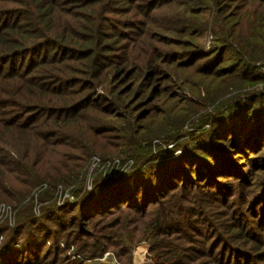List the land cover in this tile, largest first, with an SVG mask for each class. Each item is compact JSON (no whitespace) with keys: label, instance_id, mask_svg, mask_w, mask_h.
I'll list each match as a JSON object with an SVG mask.
<instances>
[{"label":"trees","instance_id":"obj_1","mask_svg":"<svg viewBox=\"0 0 264 264\" xmlns=\"http://www.w3.org/2000/svg\"><path fill=\"white\" fill-rule=\"evenodd\" d=\"M1 202L0 264H264V0H0Z\"/></svg>","mask_w":264,"mask_h":264},{"label":"rangeland","instance_id":"obj_2","mask_svg":"<svg viewBox=\"0 0 264 264\" xmlns=\"http://www.w3.org/2000/svg\"><path fill=\"white\" fill-rule=\"evenodd\" d=\"M211 39H212V35L209 33L207 35L206 39L204 40L205 43H206V45H205L206 46V50H207V48L209 47V45L211 43ZM262 87H261V89H262ZM243 93H244L243 91L233 90V91H231L229 93V95H236V94H243ZM185 94L186 95H190V93H189L187 88H185ZM208 127L209 126H207V128ZM235 129L239 130L238 126L235 127ZM193 130L194 129H189L188 131L192 132ZM185 134H188V133H185ZM180 143L182 145L183 144V140ZM167 148L168 149H173L174 145L170 144V145L167 146ZM180 148L176 149L175 155H178V156L181 155V153L183 151H181L182 148L181 149ZM115 155L116 154L105 155L103 152L96 153V154L92 155V157L90 158V160L88 161L87 165L85 166V168L83 170V176L81 178V181H82L81 182V186L73 185L71 187H64L63 185H60L58 187V189L56 190V193L54 194L55 202L58 204L60 197L62 196V198H63L64 195L66 194V192H68L70 197L73 196L72 197L73 200L71 202L78 201V199L85 192H88V191H90L93 188V185H94V182H95L96 178H98L100 176L102 178H105L106 176H110L109 177L110 179H117L119 177L127 176L130 173V171H131V169L133 167V163L127 162L121 156H115ZM105 156H106L107 159L104 158ZM208 157L210 159L214 160V155L212 153H209ZM189 166H191V165H189ZM181 168H183V167H178L177 166V167H172L171 169L167 168V169H165L164 172L168 174L169 172L176 171L177 173L180 174ZM194 170H196V169H194ZM152 172H155V170H152ZM244 173H245V171H244ZM109 178H105V179H109ZM148 180H149V178L147 177L146 179H144V182L146 183ZM47 187H48L47 184L39 185V187L35 188L32 191V193L30 194V197L27 199V201L28 200L29 201L30 200L34 201V204H35L34 210H35L36 214H40V212H41L40 204L37 201L39 200V197L42 195V192L43 191H44V193L46 192L45 190L47 189ZM89 187H91V189H89ZM260 212H262V214L264 212V209L262 208V206H261L260 210L258 211V213H260ZM16 220H17V211L13 208V205L7 204L5 202H1L0 203V223L5 222V223H9V224H13L14 225ZM249 228H251V225L249 226ZM0 239L2 240V236L1 235H0ZM109 253L113 254L112 252H109ZM89 264H119V263L117 262V260L115 258V255L113 254V257L109 256V257H107L104 260H101V259L100 260H95L94 262H91Z\"/></svg>","mask_w":264,"mask_h":264},{"label":"built area","instance_id":"obj_3","mask_svg":"<svg viewBox=\"0 0 264 264\" xmlns=\"http://www.w3.org/2000/svg\"><path fill=\"white\" fill-rule=\"evenodd\" d=\"M109 177L110 176H106L105 178H109ZM89 189H91V187H89ZM72 197L73 196L70 197V195L68 194V192H66V194L64 195L63 198H62V196L60 197L59 202H58V205L59 206H63L67 202H71L73 200ZM47 244L52 245L51 242H47ZM60 245L62 247H64V248H67L68 249V255L69 256H72L73 259L80 258V256L74 254V247H70L69 248L68 246L64 245L63 242H60ZM142 245H144V247L146 248V252L145 253L144 252H141V251H138V249ZM109 256L113 257V254L107 253L101 260H104V259H106ZM87 262L88 263H91L93 261H87ZM151 263H152V255L150 253V243L147 242V241H143L138 246H136L135 249H134V253H133V264H151Z\"/></svg>","mask_w":264,"mask_h":264},{"label":"bare ground","instance_id":"obj_4","mask_svg":"<svg viewBox=\"0 0 264 264\" xmlns=\"http://www.w3.org/2000/svg\"><path fill=\"white\" fill-rule=\"evenodd\" d=\"M138 251H141V252H146V248L144 247V245H142L139 249H138Z\"/></svg>","mask_w":264,"mask_h":264},{"label":"crops","instance_id":"obj_5","mask_svg":"<svg viewBox=\"0 0 264 264\" xmlns=\"http://www.w3.org/2000/svg\"><path fill=\"white\" fill-rule=\"evenodd\" d=\"M94 262V261H93Z\"/></svg>","mask_w":264,"mask_h":264}]
</instances>
